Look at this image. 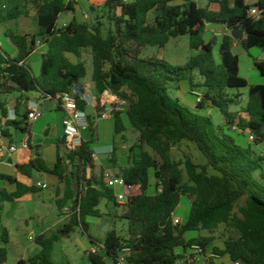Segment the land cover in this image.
Listing matches in <instances>:
<instances>
[{
  "label": "trees",
  "instance_id": "16d2710c",
  "mask_svg": "<svg viewBox=\"0 0 264 264\" xmlns=\"http://www.w3.org/2000/svg\"><path fill=\"white\" fill-rule=\"evenodd\" d=\"M26 1L36 12L37 33L33 36L4 33L17 51L15 58L0 48V95L16 94L13 114L20 118L10 119L6 103L0 102L3 138L12 142L10 128L23 134L29 132L28 112L18 116L22 94L35 92L42 99L73 94L87 70L82 63H71L66 54L78 56L88 49L92 54L93 92L99 97L108 91L127 104L125 118L139 133L138 142L132 147L139 151V159L121 171L125 184L132 188L124 205L116 202L114 192L103 182V174L92 175L95 164L91 141L82 140L75 150L62 155L57 150L52 170L47 169L37 151L27 164L16 165L15 172L30 181L36 173L49 174L66 183L62 197L55 187L54 202L59 212L70 202L72 226L66 225L49 238L37 236L38 253L16 264H57L52 260V251L59 234L68 235L75 226L87 234L86 219L102 217L98 209L102 200L124 207L121 217L127 221L123 238L114 232L105 235L103 254L113 263L120 249L128 246L131 264H180L179 259L188 264L185 253L199 246L203 254H219L225 264H264V157L255 152L264 143V84L249 87L242 114L229 111L237 96L228 92L248 86L239 75V59L231 52L236 41L230 33L236 29L243 32V38L237 41L243 49L264 51V0H255L252 6L246 0H219L216 11L201 8L194 0H181L180 4L176 0H105L101 9L110 22L106 29L99 22L90 24L75 17L57 29L59 15L74 11L73 2ZM250 8L259 11L258 18L249 16ZM90 10L95 11L92 6ZM159 11L161 14H156ZM24 13L20 9L4 12L0 0V25ZM211 25L224 32L218 64L212 53L215 37L203 40L206 27ZM185 36L196 55L183 66H171L155 57L140 58L146 47L163 49L171 40ZM38 39L46 46V52L41 57L39 76L35 77L25 63ZM254 67L264 78V61L255 62ZM195 75L202 83L193 84ZM187 78L192 92L195 87L203 89L194 108L182 105L167 91L171 83L178 84ZM74 97L77 108L85 111L87 103L75 94ZM207 108L220 112L221 123L216 124L210 116L199 113ZM112 119L114 132H123L121 114H113ZM89 129L93 131L92 123ZM235 131L250 138V144L240 143ZM181 141L196 147L205 166L198 168L187 161L185 172L180 168L171 157V149ZM59 143H64V138ZM27 145L30 148L29 141ZM144 146L152 153L143 151ZM110 160L113 162V157ZM66 164L71 167L69 175L65 172ZM208 168L214 173L209 174ZM0 179L15 186L12 192L0 190V202L11 203L41 189L16 177L2 174ZM152 180L157 191L150 195ZM183 196L190 201L189 214L184 222L174 224L173 212ZM239 202L242 205L237 207ZM220 226L229 228L233 234L226 238L222 248H217L212 244L213 234ZM201 232L208 235L201 236ZM187 234L196 236L187 238ZM7 243V231L3 229L0 264L7 263ZM88 259L93 264H105L100 255Z\"/></svg>",
  "mask_w": 264,
  "mask_h": 264
},
{
  "label": "rangeland",
  "instance_id": "374dc122",
  "mask_svg": "<svg viewBox=\"0 0 264 264\" xmlns=\"http://www.w3.org/2000/svg\"><path fill=\"white\" fill-rule=\"evenodd\" d=\"M5 1V0H3ZM18 7L21 11H25L28 8L25 0H16ZM69 0H67L68 2ZM199 7L212 10V4L219 0H195ZM255 0H246L249 6H252ZM74 11L71 12L72 17L78 20H84L90 24L99 22L103 29L108 27V20L105 14V10H102V5L88 2V0H73ZM9 10L15 8V3L11 1H5ZM93 7L95 11H91L90 7ZM205 6V7H204ZM29 9H33L32 6ZM4 12L7 9L2 8ZM24 13L19 19L13 21H7L3 25H0L1 30V50L6 51L9 54L14 52V47L9 43L5 36V32H13L15 34H28L30 36L37 33V22L34 16H25ZM71 14H60L57 20V28H62L63 24L71 20ZM224 32L217 25L207 26L203 33V40H208L215 37V44L213 45V57L216 63H219L218 48L221 43V37ZM243 37H241L242 39ZM234 40V39H233ZM231 52L239 59V75L244 78L248 86L245 88L229 90L230 96L236 95L233 98L235 103L230 106L229 111L232 114H242L243 108L247 102V94L250 86L264 84V78L260 76L254 67L255 62L264 61V51L258 48H251L248 50L243 49L238 40H235ZM38 46H40L38 44ZM36 48V47H35ZM34 48V49H35ZM46 52V48H38L32 58L27 59L26 65L31 68L33 74L38 77L40 72V61L42 55ZM140 58L155 57L160 59L171 66H183L188 60L196 55V51L190 49L189 38L187 36L181 37L175 40H171L163 49L157 47H146L141 50ZM70 59L77 63L85 65L87 73L86 76L79 82L83 85L86 93L94 89V84L91 79L92 75V54L90 50H82L78 56L69 54ZM193 84L202 83L201 78L195 75ZM197 93H202L201 87H195ZM168 94L173 99H177L182 105L194 108L198 96L195 92L191 91L189 79H185L181 82L171 83L167 87ZM108 102L105 106H100L101 98L95 96L94 92L86 94V97H95V109L92 107L87 108V114L90 115V121L93 125V131L89 128L80 130L81 138L83 141H91V147L96 153L94 160L95 168L92 171V175L99 177L105 172L112 175H121L123 169L131 167L135 161L139 159V151L137 149L132 150V147L138 142L139 133L132 129L126 118L125 111L127 110V104L120 99H112L115 97L108 92ZM193 94V95H192ZM33 92L29 93L32 96ZM15 94L6 93L0 95V102H7V100L13 101ZM92 101V100H91ZM41 112V117L31 123L30 142L31 149L27 151L32 158L36 155V150L39 151L42 158L46 162L48 170H52L55 162L56 151L60 154L66 153L64 146L58 145V142L62 138V118L65 116V112H62L56 104L54 109L48 111L43 107L38 108ZM20 113H25V108L20 107ZM101 112H109L111 118L106 120L96 119V115ZM120 113L122 116L124 131L116 134L114 132V122L112 119L113 114ZM199 113L203 116H210L216 124L221 123L222 116L216 108H207L199 110ZM19 118V117H18ZM30 126V125H29ZM90 127V126H89ZM11 138L15 145H19L20 141L24 138V134L10 128ZM234 136L243 145L250 144L251 140L248 137H242V135L235 131ZM58 145V147H57ZM110 147L111 152L107 155L106 152L100 150H107ZM23 149H21V152ZM143 151L152 153L151 150L144 146ZM257 155L264 157V143L255 149ZM113 157V162L111 158ZM172 159L180 164V168L184 171L185 163L191 162L198 168L205 166V160L201 154L197 151L196 147L187 141H181L171 149ZM71 171L70 165L66 164L65 172L69 175ZM209 174H213L212 169H207ZM0 172L4 175L16 177V172L11 167H5L0 165ZM185 172V171H184ZM36 182L46 184L47 188L39 189L37 193L28 194L23 196L19 200H15L11 203L0 202V233L3 229L7 231L8 243L6 245L8 256L6 264H16L18 260H28L30 254L39 247L35 244V239L39 235H44L46 238L56 234L59 230L65 229L66 225H70L71 211L70 202L65 207L68 211L60 212L57 210L54 202V189L55 185L58 186L59 196L62 197L66 183L58 182L57 178L49 174H36L32 176V183ZM74 187V184H71ZM6 190L12 192L15 190V186L10 185L7 181L0 179V190ZM155 183L152 180L148 189V194L153 195L156 193ZM119 204V203H118ZM122 205V204H120ZM242 205V202L237 204V207ZM98 209L102 213L101 218H87L86 222L89 225L88 233H84L80 226L73 227L72 231L68 235L59 234V240L54 243L52 251V260L57 264H93L89 259L87 252L92 246L90 239L96 242L104 243L105 235L108 232H114L118 237L123 238L127 232V221L121 216L124 212V207L116 206L114 203L102 200ZM190 209V201L185 196L181 197L179 204L173 212V218H178L180 223L188 217ZM72 227V226H71ZM34 234V240L29 241V235ZM233 232L229 228L220 226L213 234V245L217 248H222L223 242L226 238L232 235ZM201 236H207V232H201ZM196 234H187V238L195 237ZM180 254V250H177ZM208 252L205 254H199L189 249L186 255H190L195 258V264H205ZM105 264H114L111 258L104 257L101 253ZM179 262H184V259H179ZM210 262H208L209 264ZM221 264H225L222 260ZM214 264V263H213Z\"/></svg>",
  "mask_w": 264,
  "mask_h": 264
},
{
  "label": "built area",
  "instance_id": "2783aa9c",
  "mask_svg": "<svg viewBox=\"0 0 264 264\" xmlns=\"http://www.w3.org/2000/svg\"><path fill=\"white\" fill-rule=\"evenodd\" d=\"M73 1V0H69ZM126 1V0H125ZM249 16L258 18L259 17V11L256 8H250L248 12ZM1 35V30H0ZM0 47H1V40H0ZM108 91L103 93V96L106 95L108 97ZM197 101L200 99V95L196 93ZM112 99H118L117 97H110ZM56 101L60 107L65 112V118L62 121V132H63V138L64 143L63 146L66 150V152L75 150L78 146L81 145L82 139L80 130L88 129L90 124L92 123L89 119V116L76 106V100L73 94L63 93L58 94L55 96V99H52ZM108 99L102 98L100 101V106L103 107L107 104ZM41 117V112L39 109H33L29 111L26 115V122L28 124L37 121ZM111 118V114L109 112H101L96 115V119L98 120H106ZM1 130V127H0ZM18 148L26 149L28 148L27 140H23L20 142L19 145L15 144H8L5 142V139L0 133V165L4 166H10L9 159L10 157L18 150ZM96 158V154H93V159ZM103 182L105 183L106 187L111 189L114 192V196L116 198V202L119 204H126L128 201L129 196L132 193V188L130 186H127L125 184L124 179L120 175H112L107 172L103 174ZM37 187H40L41 189L47 188L46 184L37 183ZM64 212L68 211L66 207L62 209ZM173 223L178 224L180 223V220L178 218H173ZM29 241L34 240V234L31 233L28 237ZM192 250L196 253L202 254V250L199 246H193ZM105 252V246L104 243H93L90 249L87 252L88 256H98L101 253ZM131 254V249L128 246H123L120 251L117 253V255L114 258V264H131L129 261ZM206 261L205 264H208V262H212L214 264H221V256L217 253L208 252L207 255H205ZM185 261L188 262V264H195V258L190 257V255H187L185 258ZM180 264H184V262H181ZM230 264H241L240 262H231Z\"/></svg>",
  "mask_w": 264,
  "mask_h": 264
},
{
  "label": "crops",
  "instance_id": "0c3cea01",
  "mask_svg": "<svg viewBox=\"0 0 264 264\" xmlns=\"http://www.w3.org/2000/svg\"><path fill=\"white\" fill-rule=\"evenodd\" d=\"M5 1H11L12 3L14 2L15 3V8L14 9H19V7H18V3H17V1L16 0H5ZM5 1H3L2 0V8H4V9H7V11H9V9H8V7H7V5H6V3H5ZM67 1V0H66ZM92 1H95V3H97V4H101V3H103V2H105V0H88V2H90V3H92ZM195 1V0H194ZM196 2V1H195ZM25 3H26V5L28 4V6L30 7V6H32L31 5V3H30V1H26L25 0ZM175 3L176 4H180L181 3V0H176L175 1ZM197 3V2H196ZM198 5V4H197ZM212 11H216L217 9H218V4H217V2H214L213 4H212ZM29 7L28 8H26V10L24 11L26 14H25V16H34L35 17V20H36V12H35V10L34 9H29ZM205 7V6H204ZM14 9H12V10H14ZM63 14H65V15H69V14H71V12H64ZM71 17H72V14H71ZM20 18V17H19ZM18 18V19H19ZM73 18V17H72ZM71 18V19H72ZM17 20V19H16ZM13 21V20H12ZM71 21V20H70ZM70 21H68L67 23H65V24H63V26L62 27H64L66 24H68ZM210 27V26H209ZM58 29V28H57ZM37 31H38V29H37ZM2 34V33H1ZM28 35V34H27ZM30 36V35H29ZM33 36V35H32ZM0 37H1V35H0ZM9 41V40H8ZM10 43V42H9ZM11 44V43H10ZM38 44L40 45V46H38ZM2 45V44H1ZM12 45V44H11ZM13 46V45H12ZM14 47V46H13ZM36 47V48H35ZM35 49L31 52V54L29 55V57H28V59H30V58H32L33 57V55L36 53V51H37V49L38 48H46V46L44 45V43H42V42H40L39 41V39L38 40H36V43H35ZM14 49H15V47H14ZM6 54H7V56H9L10 58H15V56H16V54H17V51H16V49L14 50V52H12L11 54H9L8 52H6V51H4ZM66 57L68 58V60L71 62V63H73V64H76L75 62H73L71 59H70V57H69V54H66ZM27 61V60H26ZM26 64V63H25ZM39 64H41V61H40V63ZM29 67V66H28ZM31 69V68H30ZM33 73V72H32ZM35 76V75H34ZM36 77V76H35ZM79 85H80V87H81V91L86 95V94H89V93H92L93 92V90L92 91H90V92H87L86 93V91H85V89H84V87H83V85L82 84H80L79 83ZM13 94V93H12ZM16 95V94H15ZM23 96H22V100L20 101V106H19V109H18V116H22L23 114H26L27 112H29V111H31V110H33V109H38L39 107H43V104L45 103V105H46V108H44L45 110H48V111H50V110H52V109H54V107H55V105L57 104L58 105V107L60 108V110L62 111V112H64V110L60 107V105L56 102V101H54L53 100V104H52V102H51V99L48 97V98H44V99H42V98H40V95L38 94V93H35V92H33V95L32 96H29V93L28 94H22ZM102 98H107V96L106 95H104ZM101 98V99H102ZM95 100H96V98L95 97H92V101H91V104H87V108L88 107H92L93 109H95ZM4 103H6V108L8 109V112H9V118L10 119H14V120H19L20 118H18V117H16L13 113H14V106H15V98H14V100L13 101H11V100H7V102H4ZM24 107L25 108V113H20V107ZM87 108L85 109V113L87 114ZM96 110V109H95ZM88 116H89V119L91 118L90 117V115L89 114H87ZM42 116V115H41ZM65 118V116H63V118H62V121H63V119ZM30 126L29 127H31V123L29 124ZM30 132H31V128H29V132H28V134H24V138L20 141V142H22L23 140H27V141H29V145H30V148H26V149H23V151L21 152V149L22 148H18V150L10 157V159H9V163H10V166H5V167H11V168H13L14 169V171H15V166L16 165H23V164H27L31 159H32V157L29 155V154H27V151H29L30 149H31V142H30ZM11 134V133H10ZM62 138H63V132H62ZM61 138V139H62ZM82 139V138H81ZM5 142L6 143H8V140H6L5 139ZM60 142V141H59ZM58 142V145H60V146H62L63 147V143H59ZM8 144H14V141L12 140V142L11 143H8ZM38 153H39V151L38 150H36ZM101 152H106L107 153V155L111 152V149H110V147L106 150H100ZM40 154V153H39ZM94 154H96L95 152H94ZM41 155V154H40ZM62 155V154H61ZM4 166V165H3ZM3 173H1L0 172V175H2ZM4 175V174H3ZM16 178H17V180H19L20 182H22V183H24V184H27V185H29L30 183H32V181H30V180H28V179H26L25 177H23V176H21V175H19V174H17L16 173ZM38 182H36L35 184H37ZM55 187H58L57 185H55ZM53 193H54V191H53ZM38 251H39V249H35L31 254H30V257L29 258H31L32 256H34L35 254H37L38 253ZM28 258V259H29Z\"/></svg>",
  "mask_w": 264,
  "mask_h": 264
},
{
  "label": "water",
  "instance_id": "95a60500",
  "mask_svg": "<svg viewBox=\"0 0 264 264\" xmlns=\"http://www.w3.org/2000/svg\"><path fill=\"white\" fill-rule=\"evenodd\" d=\"M156 14H161V12H156ZM230 36L234 39V40H239L241 39V37L244 36L243 32L241 30H233L231 33H230ZM73 93L75 95H77L81 100L85 101L87 104H91V100L92 98L91 97H86V95L81 91V87L79 84H77L75 87H74V90H73ZM51 102L53 104V100L51 99ZM43 107L46 108V105L45 103L43 104Z\"/></svg>",
  "mask_w": 264,
  "mask_h": 264
}]
</instances>
